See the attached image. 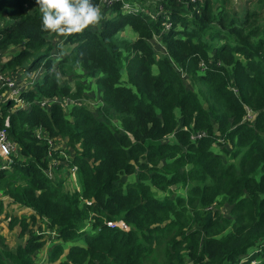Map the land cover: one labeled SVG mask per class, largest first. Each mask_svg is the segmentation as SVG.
<instances>
[{"label": "trees", "instance_id": "trees-1", "mask_svg": "<svg viewBox=\"0 0 264 264\" xmlns=\"http://www.w3.org/2000/svg\"><path fill=\"white\" fill-rule=\"evenodd\" d=\"M141 1L127 0L130 9L124 10L113 0L100 28L64 40L71 48L55 60L62 73L100 75L98 110L111 112L125 134L116 135L80 105L68 114L57 104L45 111L34 104L15 111L9 103L0 105V128L7 119V136L20 153L9 174L0 169V190L32 210L17 223L18 236L25 239L13 251L0 249V264H6L2 257L9 264H37L36 255L46 247V235L39 233L44 231H54L56 238L42 255L43 264L154 263L162 235L161 264H264V0H253L252 11L237 15L219 0L148 1L152 8ZM34 6V0H0V52L20 47L1 71L41 69L34 89L21 93L29 102L70 91L59 82ZM125 27L136 35L134 42L114 38ZM146 39L161 44V57ZM181 69L201 85L187 88ZM246 107L255 111L249 122L243 120ZM38 128L52 144L61 141L74 150L70 157L80 193L63 192L62 182L43 177L47 146L35 138ZM167 135L193 154L172 160L162 175L154 168L167 153L172 159L179 151L173 142H159ZM217 139L233 149L228 159L237 161L222 165L210 158L208 147ZM188 162L185 197L156 198L157 190L166 194L176 183L175 167ZM134 174L135 182L120 181ZM222 199L237 213L232 223L214 210ZM118 221L126 232L105 224ZM225 228L215 237L214 230Z\"/></svg>", "mask_w": 264, "mask_h": 264}, {"label": "rangeland", "instance_id": "rangeland-1", "mask_svg": "<svg viewBox=\"0 0 264 264\" xmlns=\"http://www.w3.org/2000/svg\"><path fill=\"white\" fill-rule=\"evenodd\" d=\"M95 3H97L96 0H94ZM132 1V0H131ZM223 2V5L225 9L229 11H233L236 15L240 13L241 11H252L254 9L255 4L253 0H219V3ZM140 5H144L147 8H152V4L149 3L148 1H141ZM98 4V3H97ZM100 7L101 5L98 4ZM38 11L36 6L33 7ZM102 9V8H101ZM145 10V9H144ZM103 11L104 17L110 16V11ZM150 13V12H149ZM150 16L151 13H150ZM256 20L257 17H256ZM101 26V23L97 25L96 27H91L90 30H98ZM114 38L118 41H125L127 43H132L135 41L136 35L131 31L129 28L125 27L123 30L120 32L116 33ZM63 39V38H61ZM147 44L149 45V48L153 52V55H156V57H161L162 56V48L161 44L158 45V43L154 40H147ZM46 45H48L51 49L50 51V58L52 59L54 65H55V72L59 78V82L61 85H64L69 88V95H61L59 97H53L56 99H64L68 100L71 102L73 105H80L83 106L87 109H89L94 116L99 119L100 121H104L109 127L113 130V133L117 134H125L123 128L121 127L118 119L115 118V116L110 112H104L103 110L99 111V107H103V102H102V88L104 89L103 85L98 83V80L96 81L97 77L99 76H94L92 78H87L82 75L80 71H72L71 73H68L66 70L62 73L57 69V62H55L56 59H61L64 58L67 55V52L70 50L71 46L70 45H65L64 40L63 43H60L57 41V39L54 36H47L46 37ZM20 47H9L3 52H0V63L3 64L6 59L10 58L12 55H14ZM41 69L36 70L35 72L32 73H24L20 70L14 71V74L9 73V75H12L15 79H25L24 82L28 81L27 79L32 76L34 73H37L38 77H40V72ZM199 72V71H198ZM201 72V70H200ZM199 72V73H200ZM179 77L180 79L187 84V88L194 89L193 87H198L201 85L198 82L191 81L189 75H187L182 69L179 71ZM71 95V96H70ZM202 102V99H201ZM249 110L251 115L254 117L255 116V111L252 109L246 107L245 111ZM130 119H134L133 116H129ZM159 118V117H158ZM191 139V138H190ZM159 142H173L179 149L178 152L174 154V158H170L168 156V153L159 161V164L154 168V170L158 174L163 175V168L165 166H170L171 161L174 160L175 158H178L182 154H193L191 150H188L186 146L182 145L179 143L178 139H176L172 135H167L166 137H163L159 140ZM53 155L52 158L55 160L56 165L54 166L56 169L53 170L52 177L48 180L46 178L47 174V167L45 170H42V175L43 177L51 183H60L64 181L65 175L68 174L69 171V162L71 160V155L73 154L74 150L70 147L67 149V145H65L61 141H54L53 142ZM51 150V151H52ZM227 152V155L225 154ZM208 153L210 154V158H216L218 161L221 162L223 165L224 163L228 164L230 162H235L237 161V158L228 159L233 154V149L230 148L229 146L225 145L223 143V139H217V142L215 141L212 145H209L208 147ZM169 163V164H167ZM5 165L0 161V167ZM62 166L66 167L63 171L61 168ZM73 166L76 168V173H75V182L80 190V185L78 182V175H77V167L73 164ZM183 166L181 168V165H178L175 167V171L177 173V178H174L176 183H173L169 188H168V193H161L159 190L155 189L152 187V189L157 190L156 192V198H161V197H168L171 200H175L180 197H185L186 195V189L189 184V181L187 179V173L185 171L189 169L190 163H183ZM150 167V166H149ZM6 174H9L11 172L10 167H6ZM184 171L185 174V181L182 177V170ZM166 175V174H164ZM167 177H170V175H167ZM137 178V174L128 176V177H122L120 178V181L123 183H132L135 182ZM3 180V179H2ZM148 184V182H145ZM182 183H185L183 185ZM66 184V183H65ZM67 186L64 185L62 186L63 192L67 193H73L75 192L73 188L70 186L69 189L67 190ZM6 197V198H4ZM216 201H219V198H216ZM13 203V204H12ZM10 207H12L14 210H10ZM214 210L217 212V216L219 217L220 220H229L231 223L234 220L235 215L232 214L231 211V206L227 204L226 202H223V199L220 201L217 207L214 208ZM30 208H27L21 204L15 203L11 198H9L6 195H2L1 190H0V242H10V250L13 251L14 248L22 243L23 239H25V235L23 236H18L17 233V223L20 222L21 217L25 218V215H29ZM16 213H18L16 215ZM25 214V215H23ZM187 215L191 220L195 219V213H193L192 210L187 208ZM15 219L16 223L12 225V227H8L7 223L11 220ZM38 221H43V219H38L35 217ZM22 221V220H21ZM221 225H224L222 222H220ZM40 225V223H38ZM128 230V229H127ZM126 230V231H127ZM192 229L188 228L187 231L190 232ZM228 228H225L224 231H219L218 229L214 230L215 237H220L224 232H226ZM159 244H157V248L154 251V254L152 255V259H155L154 263H151V259L145 260V264H161L164 260V251H165V236H159ZM7 242V243H8ZM74 244L78 245L79 241H74ZM193 245V244H192ZM63 250L61 251V254L59 255L60 258L63 257V253L66 251L68 247V243L63 244ZM165 248V249H164ZM0 249L3 250H9L8 247H3L2 244L0 245ZM41 256L39 257V259ZM2 259L5 261L6 264H9L8 261H6L3 257ZM40 262V261H39ZM41 264V262H40ZM250 264H259L257 260L251 261Z\"/></svg>", "mask_w": 264, "mask_h": 264}, {"label": "built area", "instance_id": "built-area-1", "mask_svg": "<svg viewBox=\"0 0 264 264\" xmlns=\"http://www.w3.org/2000/svg\"><path fill=\"white\" fill-rule=\"evenodd\" d=\"M98 4L101 5V8L106 11L109 9L111 4L113 3V0H96ZM119 1L121 7L124 10H129L130 6L127 2V0H117ZM145 1H152V2H157L158 0H145ZM159 11L161 10V7L158 6ZM0 63V67H1ZM35 77H38L37 73H34L32 76H30L26 81L24 82L25 79H15L12 75L6 74V72H2L0 69V105L9 103L10 109L11 110H27L31 104H34L35 106H38L41 110L45 111L49 109L50 106L57 104L60 105L62 108V111L65 114H68L70 108L73 106L71 102L68 100L64 99H56V98H49V99H39L37 102L36 101H25L21 97V93L26 90H32L34 85L36 84ZM253 116L251 115L249 110L245 111V115L243 117L244 121H251ZM8 128V122L7 119H5L3 127L0 128V161L4 163L5 165L2 164L0 167L1 170H6V167H10L16 160L20 158V153L18 150V147L15 143H13L11 140H9L7 136V131L6 129ZM35 138L37 140H42L44 141L45 145L47 146L46 149V158H47V174L46 178L49 180L52 177V172L56 168L54 166L56 165L55 160L52 158V141L47 138L45 133L42 131L41 128H38L35 132ZM52 150V151H51ZM64 171L66 167L62 166L61 167ZM76 168L72 165L71 160L69 162V171L68 174L65 175V179L63 181V185H66L67 188L71 186L75 193H80L81 190L78 189L76 182H75V172ZM66 183V184H65ZM31 212L29 213V215ZM25 215V214H23ZM29 215H25L26 217ZM43 222H46L43 220ZM107 227L110 228H117L122 232H126L128 229L121 221L118 222H105ZM88 224L85 223L83 229L87 228ZM33 229H36L35 227ZM40 234H45L46 235V247L44 248V251L42 253H38L36 255V259L39 258L40 256L43 257L46 248L48 246H51L54 244L52 241L54 238H56V233L54 231H44V232H39ZM43 255V256H42ZM39 261L41 264H43L44 259L40 258ZM38 261L37 264H40ZM86 264V263H84Z\"/></svg>", "mask_w": 264, "mask_h": 264}, {"label": "clouds", "instance_id": "clouds-1", "mask_svg": "<svg viewBox=\"0 0 264 264\" xmlns=\"http://www.w3.org/2000/svg\"><path fill=\"white\" fill-rule=\"evenodd\" d=\"M40 14V31L60 43L73 34H83L104 19L94 0H34ZM63 38V39H61Z\"/></svg>", "mask_w": 264, "mask_h": 264}, {"label": "crops", "instance_id": "crops-1", "mask_svg": "<svg viewBox=\"0 0 264 264\" xmlns=\"http://www.w3.org/2000/svg\"><path fill=\"white\" fill-rule=\"evenodd\" d=\"M40 78H41V75H40V77H35V80H36V83H38L39 81H40ZM35 86V85H34ZM33 89H34V87H33ZM32 89V90H33ZM4 198H6V197H4ZM13 204V203H12ZM10 210H14L12 207H10ZM18 213H16V215H17ZM17 229V228H16ZM8 242V241H7ZM5 242V243H3V242H0V245L2 244L4 247H8V249L10 250V242Z\"/></svg>", "mask_w": 264, "mask_h": 264}]
</instances>
